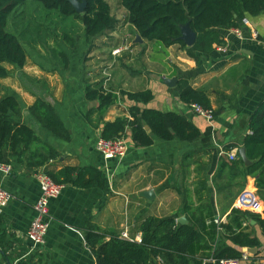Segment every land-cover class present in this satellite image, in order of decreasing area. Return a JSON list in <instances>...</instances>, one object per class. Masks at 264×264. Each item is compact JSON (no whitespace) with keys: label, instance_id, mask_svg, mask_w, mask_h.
Returning <instances> with one entry per match:
<instances>
[{"label":"crops","instance_id":"0c3cea01","mask_svg":"<svg viewBox=\"0 0 264 264\" xmlns=\"http://www.w3.org/2000/svg\"><path fill=\"white\" fill-rule=\"evenodd\" d=\"M116 17L119 18L118 14ZM248 17L250 25L244 28L242 36L234 33V27L217 28L224 43L215 45L210 53L197 52L196 58L178 45L156 49L142 40L141 46H134L133 56L118 59L110 89L119 95L120 101L106 111L105 122L130 117L129 109L135 102L121 92L149 89L154 97L147 105L139 104L140 107L180 113L202 134L194 142L164 141L154 136L151 146L137 147L128 130L125 138L128 151L122 159L106 160L96 149L103 124H99L97 114L91 118L89 112L98 108L100 101L86 98L87 87L102 80L97 69L107 62L108 58L101 55L103 51L93 50L89 61H83L85 48L75 54L68 51L71 59L68 68L46 62L45 54L39 50L32 53L40 63L28 57L23 68L17 67L18 71L5 63L9 74L0 78V95H15L22 105L20 115L10 114V118L32 127L42 141L60 152V158L42 169L29 168L11 155L6 158L7 163H0L9 168V172L0 168V186L13 195L10 203L0 210V264H97L86 241V229L92 225L109 236L122 237L127 233L130 239L140 242L142 233L138 225L148 216L173 217L177 221L185 217L190 224L194 216L202 217L204 208L210 206L215 222L227 224L236 206L247 209L239 204L242 196H246L245 203L256 202V210H264V190L256 187L255 177L248 176L245 187H239L236 172L219 175L221 151L239 154L250 133L251 117L264 98V14ZM124 30L120 23L118 30L108 37L117 40ZM253 31L259 33L257 38ZM172 78L187 79L194 88L206 90L215 111L213 122L180 100L178 82L176 86L166 83ZM38 99L47 101L57 111L68 131L67 140L56 137L36 119L31 107ZM64 165L99 168L110 179L111 192L66 185L60 197L51 203L46 243L32 249L26 234L41 195L37 174ZM146 190H154L153 199L141 195ZM252 220L244 222L243 227L259 239L260 246L257 254H251L241 264H264V232ZM223 232L220 226L221 244L239 249L224 239ZM254 256L258 259L250 261ZM208 262L204 259L202 264Z\"/></svg>","mask_w":264,"mask_h":264},{"label":"trees","instance_id":"16d2710c","mask_svg":"<svg viewBox=\"0 0 264 264\" xmlns=\"http://www.w3.org/2000/svg\"><path fill=\"white\" fill-rule=\"evenodd\" d=\"M48 14L40 15L38 20L34 15L29 17L31 30L36 32L26 34L19 30L12 33L8 30L11 19L28 0H0V78L9 74L5 63L23 68L27 61L24 44L32 45L34 50L43 52L45 57L53 56L62 68L70 66V60L61 46L63 44L70 52H76L80 41L85 40L90 45L87 54L104 47L101 41L104 37L118 30L120 22L113 12L108 0H38ZM73 1L85 2L86 8L78 12ZM119 6L125 9V19L122 24L130 25V33L139 34L149 45L156 49H168L178 45L191 57L196 58L197 52L210 53L215 45H222L220 33L215 29H230L237 27L247 16L264 14V0H118ZM56 14V15H55ZM17 15L14 20L19 18ZM60 18L63 22L71 18V23H79L80 31L57 29L54 39H33L31 35H41L47 18ZM15 23V22H14ZM190 24L197 34L196 42L189 47L181 39L182 27ZM97 41V42H98ZM117 46L121 40L117 39ZM108 43V42H106ZM134 46H141L139 43ZM146 45H144V50ZM111 51V50H110ZM111 53V52H110ZM106 54L111 60V54ZM86 53L84 54L86 57ZM133 56L124 54L123 56ZM122 56V57H123ZM104 62L105 60H101ZM104 65L98 66L101 72ZM117 63L113 68H115ZM90 72L88 75H91ZM92 79V78H91ZM180 100L184 104L199 105L206 110L212 108L211 99L206 90L194 88L187 79L178 81ZM127 99L135 102L129 109L130 117H117L114 121L105 122L104 114L114 104L120 101L119 95L107 92L102 80L87 87L86 98L99 100L100 106L89 112L90 117L97 114L99 124H103L102 138H126L128 130L137 147H149L154 143V136L171 141L179 139L194 142L201 137L200 129L177 112H163L147 105L154 95L151 90L121 92ZM22 105L20 100L10 93L0 95V163H7L8 156L17 158L18 163L29 168L42 169L51 161L60 158V152L52 145L42 141L35 130L29 125L20 124L10 118V114L20 115ZM31 111L42 124L60 139H68V131L54 107L43 99H38ZM149 126L152 133L146 130ZM249 134L245 137L244 146L248 158L252 162L246 166L238 157L230 161L221 156L219 175L224 172H236L240 178L239 187H245L247 177L256 178V187L264 190V98L258 104L249 123ZM239 156V154H238ZM56 183L72 185L80 189L97 187L105 193H110L111 182L106 173L94 166L64 165L60 169H43ZM206 183V182H204ZM202 217L194 216L190 224L179 223L175 218H158L148 216L143 219L138 228L142 233L140 242L134 239L122 238L118 235L109 236L96 225L87 227L86 241L95 255L97 264H202L204 259L208 264H220L222 260H242L243 248H258L260 241L244 230L243 223L253 219L264 232V210L234 208L229 215L227 224L218 225L212 208H204ZM209 220V223L207 222ZM222 236L232 245L221 244L219 228ZM108 237H110L108 239ZM214 247H216L214 249ZM258 259L257 256L250 261Z\"/></svg>","mask_w":264,"mask_h":264},{"label":"built area","instance_id":"2783aa9c","mask_svg":"<svg viewBox=\"0 0 264 264\" xmlns=\"http://www.w3.org/2000/svg\"><path fill=\"white\" fill-rule=\"evenodd\" d=\"M250 25L249 17H245L241 20L237 27L233 28L236 35L242 36L244 28ZM254 37H258L257 31L252 32ZM121 42L111 49V60L108 64L104 65L101 70L103 87L107 92H112L110 89V83L113 80V67L118 62V59L124 54H135L134 36L129 31L125 32L120 37ZM194 111L203 116L208 122H213L214 112L212 110H206L199 105H192ZM96 149L102 154L106 160L122 159L126 156L128 147L125 138L105 139L100 137L96 142ZM221 155H227L230 160L238 159L237 153L221 151ZM0 168L6 172H9V168L0 165ZM37 180L40 186L41 195L35 204V218L31 223L27 231V239L31 242L32 249H38L46 243V238L50 228V207L51 203L60 197L65 185L56 183L48 174L44 171L37 174ZM246 196H242L240 205H244L249 208L251 205L253 208L258 209L256 202L245 203L243 199ZM13 195L6 189L0 186V210L5 208L12 200ZM247 202V201H246ZM240 208L239 206H236ZM220 225V222H218ZM123 238H129L127 233L122 234ZM251 255L250 252L245 251L242 255V260H222L220 264H241L242 261L247 260Z\"/></svg>","mask_w":264,"mask_h":264},{"label":"rangeland","instance_id":"374dc122","mask_svg":"<svg viewBox=\"0 0 264 264\" xmlns=\"http://www.w3.org/2000/svg\"><path fill=\"white\" fill-rule=\"evenodd\" d=\"M112 7H113V10H114V14L117 16H119V18L117 17L118 21L121 23L123 22V20L125 19V9H123L121 6H119V2L118 0H108ZM44 14H48L47 10L42 6V4L38 1V0H28V2L26 3V5L22 6L19 11L16 13V15L11 19L9 25H8V30L12 33H15L16 31H19V30H22L26 32V34H30V33H34L36 32L35 30H31L32 29V26L29 25V17L31 15H34L38 20H40V15H44ZM19 15L20 17L17 18L16 20L15 17ZM56 15V14H55ZM44 22V27L42 28V31H41V35L39 37H37L36 35H31V37H33V39H40V40H48V39H54L53 36L54 34H56V30L58 29H68V30H72L74 32H78L80 31V26H79V23L77 22L76 24H72L71 23V18H67L64 22L59 18H47V19H44L42 20ZM15 22V23H14ZM126 25V23L124 24ZM130 26L126 25L125 26V30H124V33L129 31L130 32ZM123 28V27H122ZM123 33V34H124ZM122 34V35H123ZM109 36V35H108ZM107 36V40L106 39H102L101 41H98V43H100L99 46H101V43L104 42V47L102 48H99L100 51H103L101 53V55H106L110 52V50L112 49V47L116 44V40L115 38H109ZM122 37V36H120ZM113 39V40H112ZM108 42V43H106ZM24 44V47L26 49V53H27V58L28 57H33L34 60H36V62L40 63L41 61L38 60L32 53V51H35L34 50V47L32 45H28V44ZM137 44V43H135ZM61 46L64 48L65 52L67 53L68 57H69V60L71 61L70 59V54H69V50L63 45L61 44ZM84 46V47H83ZM85 48V49H84ZM90 48V45L87 44L85 42V40H81L80 41V45H79V48L77 51H79L80 49L81 50H85L84 53H83V61H89L91 59L89 53L87 54V50H89ZM104 48V49H103ZM76 51V52H77ZM76 52H73L72 54H75ZM36 53V52H34ZM87 54L86 57H84L85 55L84 54ZM99 54V53H98ZM137 54V59L140 60L141 57L138 53ZM97 57H99L97 54H95ZM44 60L46 62H49L51 63L52 61L56 63V61L53 59V56L52 55H49L48 57H43ZM75 60V57L73 55L72 57V61ZM108 61V60H107ZM134 62H136V60H133ZM90 63V62H89ZM57 64V63H56ZM12 65V64H11ZM58 65V64H57ZM89 66H91V64H88ZM59 66V65H58ZM14 68L15 71H18L17 70V67L15 65L12 66ZM8 69H11L12 68H8ZM10 71V70H9ZM13 71V70H12Z\"/></svg>","mask_w":264,"mask_h":264},{"label":"water","instance_id":"95a60500","mask_svg":"<svg viewBox=\"0 0 264 264\" xmlns=\"http://www.w3.org/2000/svg\"><path fill=\"white\" fill-rule=\"evenodd\" d=\"M73 5L75 7V9L78 11V12H83L86 8V3L85 2H79V1H73ZM181 39L187 44V46L191 47L195 44L196 42V39H197V34L194 32V30L191 28L190 24H187L185 26L182 27V36H181ZM142 37L137 34L136 35V43H140L142 42ZM177 82H178V79L177 78H172V79H168L166 81V83L168 84V86H176L177 85ZM146 130L149 132V133H152V130L149 126H146L145 127ZM239 156L240 158L245 162L246 165H251V161L250 159L248 158V155H247V151H246V148L245 146L240 148L239 150ZM143 197H145L146 199L150 200V199H153L154 198V195H155V192L154 190H146L144 192H142L141 194ZM179 223H182V224H187L188 223V220L187 218L185 217H182L178 220ZM251 222L255 223L254 220H252ZM248 252H250L251 254L255 255L257 254V248H248L247 249Z\"/></svg>","mask_w":264,"mask_h":264},{"label":"bare ground","instance_id":"6f19581e","mask_svg":"<svg viewBox=\"0 0 264 264\" xmlns=\"http://www.w3.org/2000/svg\"><path fill=\"white\" fill-rule=\"evenodd\" d=\"M126 25L130 26V25L127 24V23H126ZM126 25L122 24L121 26H126ZM132 35H133V34H132ZM133 36H134V39H135V40H133V41H134V45H135V43H136V42H135V41H136V36H135V35H133ZM119 39H120V38H119ZM110 54H111V53H110ZM113 70H114V68H113ZM126 239H128V238H126Z\"/></svg>","mask_w":264,"mask_h":264}]
</instances>
